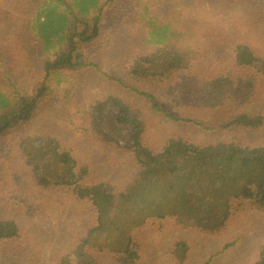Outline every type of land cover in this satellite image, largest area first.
Listing matches in <instances>:
<instances>
[{
  "label": "trees",
  "instance_id": "16d2710c",
  "mask_svg": "<svg viewBox=\"0 0 264 264\" xmlns=\"http://www.w3.org/2000/svg\"><path fill=\"white\" fill-rule=\"evenodd\" d=\"M49 1L39 8L32 25L48 58L32 86L13 97L0 93V141H7L15 160L40 189H72L77 198L93 202L97 226L81 241L78 250L82 259L89 260L85 248H99L104 243L115 254L111 264H140L138 245L132 242L129 233L149 219L175 217L178 224L216 236L224 231L237 206H249L264 213V146H254L237 137L241 132L264 128V116L251 114L244 108L258 91L254 79L264 77V53L246 45L233 46L231 55L222 58L219 67L232 64L236 68L251 67L254 72L244 78L234 76L233 72L205 76L206 83L195 93L197 98L189 108L191 111L195 105H201L203 119H182L199 126L203 130L200 137L169 133L163 136L164 141L151 146L155 140L150 136L148 119L123 98L104 97L86 115L72 102L76 74L92 67L89 52L100 36L101 1ZM49 14H52L50 20ZM263 22L260 19L256 25L264 33ZM197 29L203 33V28L197 26ZM145 30V45L154 51L140 53L137 60L126 63V76L135 83L145 81L141 85L146 87L155 86L154 81L165 86L173 79V86L178 89V78L200 59L202 39L155 18L148 19ZM256 34L261 33L257 30ZM216 47L214 44L213 48ZM176 93L177 90L170 98ZM202 93L207 95V101H202ZM51 99H59L61 105L56 111L48 110L43 118L60 127L72 128L81 141L82 129V133H90L95 143L104 144L113 153H130L133 172L118 193L107 184L82 185L88 168H75L73 145L63 134L22 136L26 127L39 117L42 119V110ZM149 103L158 109L154 102ZM66 109L68 114L62 116ZM212 109L221 115L218 124L207 117ZM76 121L82 124L80 130ZM205 132L211 133L210 138ZM6 175L0 166V180H5ZM19 232L14 221L0 220V241L17 238ZM110 234L113 240L107 239ZM187 251L186 243L179 241L171 252L176 257L172 259L182 264ZM256 264H264V246Z\"/></svg>",
  "mask_w": 264,
  "mask_h": 264
},
{
  "label": "rangeland",
  "instance_id": "374dc122",
  "mask_svg": "<svg viewBox=\"0 0 264 264\" xmlns=\"http://www.w3.org/2000/svg\"><path fill=\"white\" fill-rule=\"evenodd\" d=\"M100 1L103 5L100 36L95 48L89 52L92 67L76 74L72 102L86 115L90 107L104 97L117 95L123 98L148 119L150 136L155 140L151 146L164 141L163 136L169 133L200 137L203 130L182 119H203L201 105H195L191 111L189 108L197 98L195 93L205 85V76L233 72L234 76L244 78L254 72L251 67L236 68L232 64L219 67L222 58L231 55L233 46L246 45L264 53V33L256 25L260 19L264 20V0ZM45 2L50 1L0 0V93L8 97L32 86L40 77L42 63L48 58L42 51L37 30L32 29L39 8H43ZM51 16L48 15L49 20ZM149 18L182 28L188 35L202 39L200 59L178 78V89L173 86V79L165 86H158L154 81L155 86L146 87L141 85L145 81L135 83L126 76V63L137 60L140 53L153 50L144 42ZM197 26L204 29L202 34ZM257 30L261 34H256ZM214 44L218 47L213 48ZM219 56L221 58L216 59ZM209 66H212L211 70ZM254 82L258 91L244 108L251 114L264 116V77H257ZM142 94L150 97L140 96ZM151 101L159 106L157 110L149 103ZM202 101H207L206 94L202 93ZM60 105L59 99L48 101L42 110V119L39 117L32 126L26 127L22 136L63 134L73 145L75 168H88V176L82 185L107 184L118 193L133 172L130 153H113L104 144L95 143L90 133H82V129L81 141L72 128L60 127L43 118L48 110L56 111ZM211 111L207 117L218 124L221 115L217 109ZM64 114H68L67 109L62 116ZM81 125H76L79 130ZM204 134L211 136L209 132ZM237 137L251 145L264 146V128L257 132H241ZM0 166L7 174L5 180H0V220L14 221L20 231L19 237L0 241V264H111L115 254L104 243L99 248L84 249L89 260L82 259L78 250L88 232L97 226L92 201L77 198L72 189L54 191L37 187L15 160L7 141L3 140L0 141ZM261 212L249 206L235 207L226 228L216 236L191 229L184 223L178 224L175 217L149 219L129 235L138 245L140 264L177 263L171 252L179 241L185 242L188 248L182 264H256L264 246V213ZM112 237L110 234L107 239L113 240Z\"/></svg>",
  "mask_w": 264,
  "mask_h": 264
}]
</instances>
